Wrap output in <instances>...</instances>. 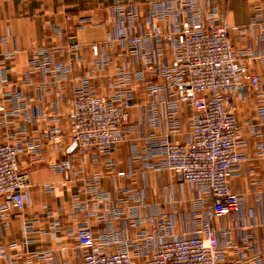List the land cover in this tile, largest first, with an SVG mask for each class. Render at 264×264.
<instances>
[{
	"label": "crops",
	"instance_id": "1",
	"mask_svg": "<svg viewBox=\"0 0 264 264\" xmlns=\"http://www.w3.org/2000/svg\"><path fill=\"white\" fill-rule=\"evenodd\" d=\"M116 1L0 0V106H5V110L0 109V143L15 144L21 137L41 143L38 152L20 157V166L28 174L30 183L24 207L0 209V264H22L30 254L47 249L54 251L59 263L76 264L80 251L70 232L84 219V211L93 206L105 214L104 219L90 218L96 233L107 231L110 225H120L112 214V207L124 206V216H130L132 205L142 215L152 207L168 212L176 232L197 227L192 203L202 193L185 184L180 172L148 168L144 164L147 157L148 160L162 157L153 154L152 142L148 139L150 132L156 133L153 139L169 136L175 141L187 140L194 110L184 103L171 113L162 108L163 118L151 124L149 106L157 96L145 87V81L150 77L157 82L162 79L149 71L153 62L148 64L142 51L130 52L119 36L120 32L135 36L153 34L156 28L167 32L174 18L148 22L154 0H122L126 12L134 9L136 17L119 25ZM162 1L173 3L175 0ZM216 3L222 17L231 24L245 27L251 22L256 7H261L264 20V0H217ZM153 37L146 40V47L152 51ZM231 38L238 46H248L257 54L264 52L259 28L252 32L234 31ZM94 44L106 47L113 56L114 61L102 71L92 51ZM42 47L63 48L54 53L53 59L70 66L66 79L52 84L50 74L31 65L32 55ZM8 53L12 56L7 57ZM173 56L168 48L156 58L167 64ZM115 64L132 71L133 99L128 125L133 128L116 150L112 167L102 155L96 160L91 153L86 158L82 156L68 133L66 113L82 77H89L98 93L109 95L107 74L112 73ZM3 68L6 70L1 71ZM249 68L264 74L260 58L252 59ZM235 103L245 143L238 147L244 158L235 165L230 186L241 197V207L217 217L214 223L220 230L219 246L227 258L246 264H264V117L261 112L264 84L250 87ZM56 114L59 121L55 119ZM54 126L63 130L60 140L46 135ZM66 159L72 161L71 169L59 170L54 166ZM96 173L100 175L97 191L107 193L108 201L100 197L95 203L88 190L86 180ZM122 189H128L132 195L126 205L118 201ZM4 203L5 197H0V204ZM136 230L131 227L128 235H134ZM39 262L38 256L33 257L34 264Z\"/></svg>",
	"mask_w": 264,
	"mask_h": 264
},
{
	"label": "built area",
	"instance_id": "2",
	"mask_svg": "<svg viewBox=\"0 0 264 264\" xmlns=\"http://www.w3.org/2000/svg\"><path fill=\"white\" fill-rule=\"evenodd\" d=\"M118 1V24L133 21L136 11L126 12V7L120 3L122 0ZM216 1L175 0L171 3L154 0L153 13L147 21L174 18L172 28L167 32L156 28L153 34L147 32L141 36L128 32L119 35L130 52L142 51L145 61L153 62L149 71L162 79L157 82L150 77L145 81V87L157 96L149 106L148 121L156 124L163 118L162 108L171 113L181 103L194 110L187 140L175 141L169 136L153 139L156 133L150 132L148 139L152 142L153 154L162 157L160 160L147 157L144 164L148 168L180 172L184 182L202 193L192 203L197 227L176 232L168 212L152 207L149 213L142 215L139 208L132 205L130 216H124V206L112 207V214L120 225H110L107 231L96 233L90 218L104 219L105 214L93 206L84 211V219L70 232L80 251L76 264H246L225 256L219 246L220 230L214 221L241 207V197L230 186L235 165L244 158L238 147L245 143L235 100L250 87L264 84V74L254 73L249 68V62L255 58H260L264 64V52L257 54L248 46L236 45L231 33L252 32L259 28L260 39L264 42V20L261 7H256L251 22L245 27L231 24L220 14ZM152 36L155 37L153 51L146 47V40ZM168 48L174 56L170 63L162 64L156 57ZM62 49L42 47L31 58L33 67L53 77L52 84L66 79L71 70L69 65L53 59L54 53ZM92 51L100 71L114 61L106 47L94 44ZM11 56L12 53L7 54ZM114 68L107 74L109 95L98 93L89 77H82L66 113L68 133L82 156L86 158L91 153L96 160L102 155L112 167L116 150L133 128L128 125L133 99L132 71L118 64ZM0 109L5 110V106L1 105ZM261 112L264 117V109ZM253 132H257L255 128ZM46 135L60 140L63 130L54 126ZM40 148L38 140L26 137L15 144L0 143V197H5L0 209L2 206L24 207L30 183L28 174L20 166V157L38 152ZM54 166L59 170L71 169L72 161L66 159ZM99 179L96 173L86 180L95 203L100 197L109 200L107 193L97 191ZM131 198L129 190L122 189L118 201L126 205ZM131 227L137 230L129 236ZM35 256L41 259L36 264H66L59 263L50 249L30 254L22 264H34Z\"/></svg>",
	"mask_w": 264,
	"mask_h": 264
},
{
	"label": "rangeland",
	"instance_id": "3",
	"mask_svg": "<svg viewBox=\"0 0 264 264\" xmlns=\"http://www.w3.org/2000/svg\"><path fill=\"white\" fill-rule=\"evenodd\" d=\"M116 2H117V4H118L119 1L117 0ZM120 3L122 4V1H120ZM30 63H31V61H30ZM185 184H188V183H185Z\"/></svg>",
	"mask_w": 264,
	"mask_h": 264
}]
</instances>
